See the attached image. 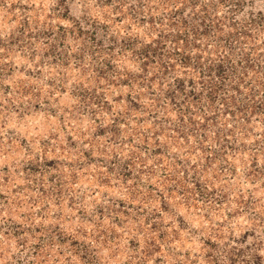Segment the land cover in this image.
<instances>
[{"label":"clouds","instance_id":"9594fccd","mask_svg":"<svg viewBox=\"0 0 264 264\" xmlns=\"http://www.w3.org/2000/svg\"><path fill=\"white\" fill-rule=\"evenodd\" d=\"M205 15L219 29L198 41L205 46L199 70L181 66L165 75L160 63L146 69L144 60L133 52L121 55L119 47V62L109 66L111 53L101 56L87 46V34L102 23L109 29L99 36L106 49L130 37L140 41L138 49L161 33L202 31ZM218 36L230 38V46L219 44ZM166 43L164 63H176L174 50L183 51V44ZM53 46L74 71L51 67L56 57L46 53ZM221 57L232 64L226 83L205 72ZM249 57L250 72L242 63ZM98 72L106 74L104 82ZM193 78L194 86L185 83L183 93L177 91L178 79ZM125 81L127 88L111 87ZM210 81L222 89L215 103ZM81 86L90 97L101 88L97 102L84 100ZM262 98L264 0H0V192L8 197L0 201V264H264V114L250 111ZM98 130L107 133L102 142ZM159 132L166 139L157 143ZM157 147L167 157L164 166L152 157ZM132 158L140 163L132 181L121 184L120 170ZM113 168L112 190L98 191ZM81 169L85 179L75 183ZM152 175L160 204L173 190L179 193L163 222L155 203L127 208L137 195L149 198L143 193ZM120 200L134 222L117 232L114 226L125 224L117 216ZM141 216L155 217L156 233L167 238L156 239ZM10 220L25 234L6 236ZM45 242L48 249L37 257L35 247Z\"/></svg>","mask_w":264,"mask_h":264},{"label":"rangeland","instance_id":"374dc122","mask_svg":"<svg viewBox=\"0 0 264 264\" xmlns=\"http://www.w3.org/2000/svg\"><path fill=\"white\" fill-rule=\"evenodd\" d=\"M193 2L195 4L197 2V0H193ZM209 21H210V17L205 15L204 19L201 21V25H202V29H203L202 31L201 30H195V31H190V32H182V33L176 34L175 36H168L167 34L161 33L156 39L153 40V42L151 44H145L142 48H138V49H137V45L140 43V41L137 39L135 41V43H133V38H131V37L126 39V40L119 41V43L116 45V47L109 46L106 49L104 41L100 40L99 36L101 35V32L106 34L109 29H108L107 23H102L100 29H97V31H95V32H89L87 34V41H88L87 46H91V47L95 48L96 52L101 56L108 57L111 53L112 54L111 59H109V61H108L109 66H111L113 63L119 62L118 57L115 55V53L117 51V47H119V48H121V53H120L121 55H123L124 53H127V52H133L134 55H136L140 59L144 60L146 69L151 68L152 66L156 65L157 63H160L161 68L164 69L165 75H167V71L169 68L171 70L175 71L177 68H180L181 66L184 69H187L188 71H191L193 69V67H196L197 70H199L201 68H205L204 55L200 51L202 49V47H205V46L202 45L201 43H199L198 41H203V40L211 37L213 34V31L219 29V25H213ZM117 22L122 23V21H117ZM182 25L184 28H187L188 27L187 20L182 21ZM172 26L175 27L176 25L174 24ZM60 31L63 32V25H61ZM79 35L83 37L85 34L83 31H81L79 33ZM189 35H194L195 40H190L188 38ZM64 38H66V37H64ZM168 39H171L173 44H177V45H179L181 43L183 44V51H181L180 48H176L174 50V55L177 58L176 63H164L165 50L168 47V44L166 43V41ZM109 40L112 41L113 43H115L116 37H114V36L110 37ZM217 40H218L219 44H221L222 46H225V47L230 46V44H231L230 38L226 39L224 37L218 36ZM45 43H47V41H45ZM59 46L61 48H63V38L61 39ZM189 49H191L192 52L196 53L195 57H193L189 53ZM49 53L51 55H53L54 57H56V59H54V61H53V64L51 65V67L55 68L56 64L59 63L61 68L66 69L68 72L74 71V66L72 64V61L71 60L64 61L63 55L57 54V49L55 46L50 47L48 52L46 53V55H48ZM172 55L173 54H168L169 60H171ZM242 63L248 64V68L246 71L250 72V71L254 70V65L251 63V57H249L248 61H242ZM205 72L207 73L208 77H211L213 73H216L217 77L220 79H223V81L226 83L229 76L232 74L231 59L227 58V57L218 58V60L216 62L208 64L207 68L205 69ZM205 72H201L200 75L205 76ZM84 75L87 76L88 73H85ZM97 75L99 76V79L101 82L105 81V75H106L105 73L98 72ZM155 83H156L155 80H153V85H155ZM185 83H187L189 86H194L196 83V80H195V78L188 80V81L178 79L176 81L178 92L183 93ZM209 86L212 89L209 92V97L211 99V102L215 103V100L219 98V91H221L222 89H218V86L216 85V83L214 81H210ZM111 87L127 88V87H129V82L125 81L122 85L113 84V85H111ZM133 87H135V83H133ZM63 91L67 92V89H64ZM102 91L103 90L101 88L94 89L93 94L90 97L89 95L85 94V90H83L82 86H81L80 95L83 96L84 100L92 99V101L95 103V102H97L98 95L101 94ZM26 95H30V93H26ZM71 95L72 94H70V96ZM189 98L191 99L192 97L190 96ZM197 99H199V98L197 97ZM120 102H124L123 96H120ZM114 109H115V104H112L110 106L109 110H114ZM132 111L134 113L139 112V103L138 102H134ZM250 111L252 112L253 115L264 114V98H262L260 104L258 105V108H252V109H250ZM65 115L67 116L68 113L66 112ZM225 115L235 117V116L239 115V112L228 111L225 113ZM97 123H99L98 120H97ZM117 124L120 126H123V121L117 120ZM106 135H107V133L104 130H98L96 138H97V140H100L102 142ZM69 139L71 140L72 137H69ZM132 139H134V138H132V137L129 138L130 141ZM165 139H166V136H165L164 132L157 133V143H159L160 141H163ZM181 139H182V137H181ZM148 141L151 142V137L148 138ZM133 147H135V145H133ZM144 147L146 148L147 144H145ZM225 147L229 148V150H231L229 145L225 144ZM85 155L87 156L88 154L85 153ZM92 155L95 156V152H93ZM152 157L158 158L161 166H164L167 164V157L165 156V152L162 148L157 147L152 152ZM225 158L227 159V153H225ZM93 163H95V161H93ZM139 163H140V161L135 159V158H132V159L124 162V166L120 170V176H119V181L121 184L130 183L132 181L135 168H136L137 164H139ZM88 168L91 169L92 164H89ZM83 171L84 170L81 169L76 173L75 183H79L82 179H85V177L81 175V173ZM115 171H116L115 168L108 170V172H107L108 180L105 183L99 184L98 191H103L105 189L112 190V185H113L112 175L114 174ZM144 176H145V173H143V172H141L139 174L140 179H143ZM156 179H157L156 176L152 175L151 182L148 185V189L143 193V195L145 197H149V198L147 200H141L140 196L137 195V197L135 199H131V202L127 205V208H135V206L137 204H139L140 207H143L144 203H146V202L147 203H155L160 208V212L158 213V215L161 217V222H163L167 217V211H166L167 207L171 206L173 198L176 197L177 195H179V193H177L176 191L173 190L172 195L168 196V198L164 202V204H160L159 202H160V199L162 197L156 196V188H157V185L155 183ZM7 182L8 181L6 180V183ZM13 192H15V190H13ZM41 193H42V199H48L49 194L46 193L44 188H41ZM60 193H61V195H63V186H61V188H60ZM33 194L35 195L34 192H33ZM149 194H151L152 196H156V199L155 200L151 199ZM164 195H167V193H164ZM0 201H4L5 203L8 202V197H6L2 192H0ZM61 203L63 204V201ZM118 203L120 205V211L117 214V216H118V219H120V218L124 219L125 224H123V225L122 224H116L114 227H115L117 232H119L120 229L124 228L127 224L134 222V219L130 216L129 212L126 209L125 201L120 200V201H118ZM51 206L52 205L50 204L49 207H51ZM102 212H103V210L101 209V214H102ZM139 219L141 220L143 226L146 229L151 230V233L155 235L156 239L164 240L167 238L163 234H157L156 233L157 224L152 222V220H154L155 217H152L151 219H149L147 217L141 216V217H139ZM9 223L11 224V227H7V231L5 232L6 236H9L10 238H15L17 236H21V235L25 234L22 227L18 226L16 221L10 220ZM162 232L167 233V232H169V230L163 229ZM35 234L37 236H40L41 229L39 227L36 228ZM179 236L180 237L183 236L182 231L180 232ZM41 239L43 240V237H41ZM73 242H75V240ZM176 242H178V241H173V243H176ZM62 243L64 246H67L68 241H63ZM133 243H138V241H134ZM48 247L49 246L46 242L43 244H38L35 247V255L37 257H40V255L42 253H44L48 249ZM159 251L160 252L164 251V245L163 244H160ZM45 264H46V262H45ZM165 264H167L166 261H165Z\"/></svg>","mask_w":264,"mask_h":264}]
</instances>
